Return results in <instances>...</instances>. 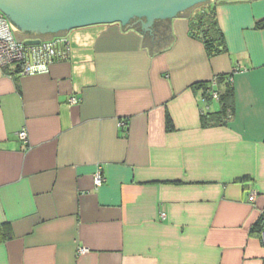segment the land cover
Here are the masks:
<instances>
[{
    "label": "crops",
    "instance_id": "1",
    "mask_svg": "<svg viewBox=\"0 0 264 264\" xmlns=\"http://www.w3.org/2000/svg\"><path fill=\"white\" fill-rule=\"evenodd\" d=\"M210 2L219 55L182 14L74 28L46 73L0 68V264H264V0ZM221 73L234 113L204 127L220 104L193 84Z\"/></svg>",
    "mask_w": 264,
    "mask_h": 264
},
{
    "label": "water",
    "instance_id": "2",
    "mask_svg": "<svg viewBox=\"0 0 264 264\" xmlns=\"http://www.w3.org/2000/svg\"><path fill=\"white\" fill-rule=\"evenodd\" d=\"M211 0H0L26 44H38L42 35L66 34L93 24L119 23L151 34L158 22L182 15ZM32 35V36H31Z\"/></svg>",
    "mask_w": 264,
    "mask_h": 264
},
{
    "label": "built area",
    "instance_id": "3",
    "mask_svg": "<svg viewBox=\"0 0 264 264\" xmlns=\"http://www.w3.org/2000/svg\"><path fill=\"white\" fill-rule=\"evenodd\" d=\"M71 51L69 36L66 34L53 35L44 38L38 44H26L24 38L17 34L16 27L9 20L7 15L0 9V68L10 69L11 75H31L36 73H46L50 70L51 65L59 60L68 58ZM231 80V78H230ZM214 86L209 92L212 100H219V91L216 90L217 80L214 78ZM80 99L76 96L70 98V103L77 104ZM209 109V105H206ZM232 117V116H231ZM19 136L25 142H28V132L23 129ZM99 165L95 172V184L102 185L105 177ZM254 197L252 196L251 199ZM264 243V229L260 235ZM82 252L86 249H81Z\"/></svg>",
    "mask_w": 264,
    "mask_h": 264
},
{
    "label": "trees",
    "instance_id": "4",
    "mask_svg": "<svg viewBox=\"0 0 264 264\" xmlns=\"http://www.w3.org/2000/svg\"><path fill=\"white\" fill-rule=\"evenodd\" d=\"M183 14L189 19L190 35L203 42L209 57L219 55L227 50L225 34L218 21L215 4L210 1L205 2L188 9ZM261 24L264 23L262 22ZM231 75L232 73H221L215 75L210 80L200 81L193 84V87L196 90H202L203 100L209 103L212 100L209 91L214 87L212 85L213 79L215 78L217 80L216 90L219 91L220 94L218 100L220 108L216 111H203L202 125L204 127L227 124L233 115L235 108V90L232 81L230 80ZM167 122L169 125V117ZM263 221L264 215H262L256 223L255 229H259ZM9 236L10 234L6 233L5 235L3 234L2 238Z\"/></svg>",
    "mask_w": 264,
    "mask_h": 264
},
{
    "label": "flooded vegetation",
    "instance_id": "5",
    "mask_svg": "<svg viewBox=\"0 0 264 264\" xmlns=\"http://www.w3.org/2000/svg\"><path fill=\"white\" fill-rule=\"evenodd\" d=\"M197 6V5H196ZM195 7V6H194ZM158 24L160 25L161 24V21L160 22H158ZM17 34H18V36L19 37H24V36H28V35H24V34H21L20 32H18L17 31ZM32 36V35H31ZM42 37H44V38H47V37H51V36H46V35H42Z\"/></svg>",
    "mask_w": 264,
    "mask_h": 264
},
{
    "label": "rangeland",
    "instance_id": "6",
    "mask_svg": "<svg viewBox=\"0 0 264 264\" xmlns=\"http://www.w3.org/2000/svg\"><path fill=\"white\" fill-rule=\"evenodd\" d=\"M187 11V10H186ZM46 36H48V35H46ZM214 103H218L217 101H215Z\"/></svg>",
    "mask_w": 264,
    "mask_h": 264
}]
</instances>
